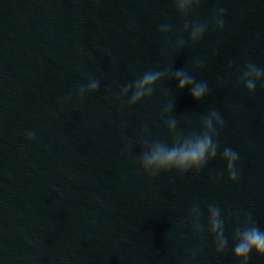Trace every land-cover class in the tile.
Masks as SVG:
<instances>
[{"label": "water", "instance_id": "obj_1", "mask_svg": "<svg viewBox=\"0 0 264 264\" xmlns=\"http://www.w3.org/2000/svg\"><path fill=\"white\" fill-rule=\"evenodd\" d=\"M187 19L209 23L197 43L173 0H0V264H240L234 229L250 214L264 231V79L252 94L239 82L248 63L264 69V0H200ZM164 69L186 70L207 95L197 102L165 77L149 99L120 98L144 72ZM90 78L99 89L77 100ZM168 104L185 134L219 112L217 156L199 172L150 177L134 157L142 139L171 143ZM226 147L239 154L235 182ZM208 205L224 221L222 254ZM248 264L264 257L253 252Z\"/></svg>", "mask_w": 264, "mask_h": 264}, {"label": "clouds", "instance_id": "obj_2", "mask_svg": "<svg viewBox=\"0 0 264 264\" xmlns=\"http://www.w3.org/2000/svg\"><path fill=\"white\" fill-rule=\"evenodd\" d=\"M177 13L184 19V30L189 31V38L192 43L200 41L208 30V22L189 21L187 17L192 10L200 3V0H173ZM225 9H217L212 21L214 29L224 27ZM171 25L163 24L160 26V32L167 34ZM185 41L182 37L177 39V47H183ZM198 63V66H202ZM165 77L174 79L177 82V90L188 89L192 98L199 102L208 92V86L205 82L197 81L184 69L149 70L144 72L136 80L126 84L120 91L121 99L127 97L128 106H134L144 99L152 97L157 84ZM264 79V69L258 68L254 63H248L239 77V82L243 85L248 94L255 92L258 81ZM100 87L98 79L90 78L86 85H80L76 91V99L81 100L85 94L95 93ZM131 95L129 96V92ZM71 100V97L65 98L63 104ZM173 105L168 104L163 110L164 124L171 143H167L160 138L140 140L141 150L134 157V162L142 172L150 177H155L161 173L175 171L180 174L195 170L201 171L206 164L216 158L218 151V141L216 137L218 130L223 126L224 120L219 112L213 108L207 115L201 118V127L199 131H192L185 134L178 131V121L171 115ZM27 138L34 140V132H28ZM125 140V151L131 155L132 141L127 137ZM222 158L226 162L228 177L230 181L235 182L238 178L236 163L239 154L232 148L226 147L223 150ZM208 230L214 239L215 248L218 254H222L228 247V237L225 235L224 221L221 219L218 206L208 205ZM202 213L198 207L191 211L192 224L197 233L203 231L200 224ZM233 255L240 264H248L251 253L264 257V231H262L252 220L249 214L242 226H238L233 231ZM195 255V252L192 253ZM184 264H190L185 261Z\"/></svg>", "mask_w": 264, "mask_h": 264}]
</instances>
